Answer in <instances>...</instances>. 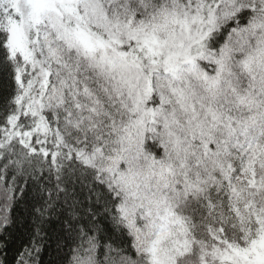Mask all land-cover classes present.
I'll list each match as a JSON object with an SVG mask.
<instances>
[{
    "label": "snow or ice",
    "instance_id": "obj_1",
    "mask_svg": "<svg viewBox=\"0 0 264 264\" xmlns=\"http://www.w3.org/2000/svg\"><path fill=\"white\" fill-rule=\"evenodd\" d=\"M0 264H264V0H0Z\"/></svg>",
    "mask_w": 264,
    "mask_h": 264
},
{
    "label": "trees",
    "instance_id": "obj_2",
    "mask_svg": "<svg viewBox=\"0 0 264 264\" xmlns=\"http://www.w3.org/2000/svg\"><path fill=\"white\" fill-rule=\"evenodd\" d=\"M56 227V225L55 224H53V228H55ZM55 247V245L53 244V248Z\"/></svg>",
    "mask_w": 264,
    "mask_h": 264
}]
</instances>
